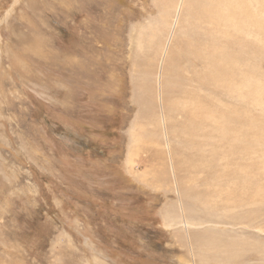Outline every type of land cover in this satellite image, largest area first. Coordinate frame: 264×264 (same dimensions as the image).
Wrapping results in <instances>:
<instances>
[{"label":"rangeland","instance_id":"374dc122","mask_svg":"<svg viewBox=\"0 0 264 264\" xmlns=\"http://www.w3.org/2000/svg\"><path fill=\"white\" fill-rule=\"evenodd\" d=\"M190 263L264 264V0H0V264Z\"/></svg>","mask_w":264,"mask_h":264},{"label":"bare ground","instance_id":"6f19581e","mask_svg":"<svg viewBox=\"0 0 264 264\" xmlns=\"http://www.w3.org/2000/svg\"><path fill=\"white\" fill-rule=\"evenodd\" d=\"M181 7H182V6H181ZM178 11H180V10H178ZM176 15H177V17L179 18V13H177ZM230 15H231V14H230ZM178 18H177V19H178ZM170 22H171V21H170ZM178 22L180 23L179 20H178ZM177 26H178V25H177V20H176V18H175L174 21H173V25H171V28L174 29V28L177 27ZM32 27H33V26H32ZM34 27H35V26H34ZM35 28H36V27H35ZM36 29H37V28H36ZM30 30H31V29H30ZM31 31H32V30H31ZM173 32H174V31H173ZM29 33H30V31H29ZM203 33H205V32H203ZM15 34H17V32H14V34H12V35H15ZM24 34H25V33H24ZM26 34H28V32H26ZM19 35H21V34H18V36H19ZM18 36H17V37H18ZM40 36H41V35H40V33H39V30H34L32 34L26 36L25 38L32 39V41L34 40V41H38V42H40V41H39V40H41V39H40V38H41ZM12 37H13V36H12ZM13 38H14V37H13ZM23 39H24V38H23V36H22L21 39H19V40H21V42H23ZM167 41H168V40H167ZM21 42H20V43H21ZM25 42H27V41H25ZM25 42H24V43H25ZM38 42H37V43H38ZM28 43H29V41H28ZM34 43H35V42H34ZM140 43H141V42H140ZM142 43H143V42H142ZM142 43H141V44H142ZM254 46H255V45H254ZM37 47H39V50L41 49V48H40V45H38ZM37 47H35L36 50H38ZM140 49H141V48H140ZM31 50H34V49L31 48ZM144 51H145V50H144ZM166 52H167V46H166V48L163 50V58H162L163 63H164V60H165ZM18 55H19V54H18ZM200 55H201V54H200ZM188 57H189V56H188ZM186 60H188V59H186ZM161 63H162V62H161ZM163 63H162V66H163ZM162 68H163V67H162ZM160 71H161V70H160ZM203 72H204V71H203ZM212 72H213V71H212ZM159 75H160V74H159ZM239 76H240V75H239ZM203 77H204V76H203ZM242 77H243V76H242ZM240 78H241V77H240ZM190 80H191V78H190ZM241 81H242V80H241ZM195 83H196V82H195ZM230 85H231V84H230ZM196 88H197V87H196ZM143 89H144V88H143ZM190 90H191V89H190ZM239 97H240V96H239ZM162 98H163V97H162ZM240 98H241V97H240ZM239 100H240V99H239ZM161 101H163V100H161ZM160 105H161V104H160ZM241 112H242V111H241ZM245 114H246V113H245ZM163 121H164V126H165V128H166V118H165V117H163ZM194 121H195V120H194ZM202 124H203V123H202ZM207 125H208V124H207ZM185 131H186V130H185ZM186 132H187V131H186ZM134 133H135V132H134ZM137 133H138V132H137ZM166 135H167V134H166ZM221 136H222V135H221ZM156 141H158V140H156ZM138 142H139V141H138L137 138L135 139V141L133 140V143H135L136 146H137ZM158 142H159V141H158ZM154 143H155V141H154ZM156 143H157V142H156ZM156 143H155V144H156ZM151 144H152V143H151ZM168 145H169V144H168ZM137 149H138V148H137ZM137 149H136V150H137ZM135 152H136V151H135ZM159 152H160V151H159ZM135 158H136V154H135V153H130V154H129V157H128V159H127V166H128V165H129V167L132 166V165L135 163ZM170 158H171V157H170ZM161 163H162V162H161ZM174 163H175V162H174ZM229 167H230V166H229ZM130 169H131V168H130ZM155 169H156V168H155ZM154 172H155V170H154ZM173 175H174V174H173ZM175 175H176V174H175ZM178 183H179V182H178ZM195 189H196V188H195ZM209 189H210V188H209ZM201 190H202V189H201ZM177 193H178V192H177ZM199 193H200V192H199ZM207 193H208V192H207ZM201 194H202L201 196H203V192H202ZM196 195H197V194H195V196H196ZM205 195H206V194H205ZM190 196H191V195H190ZM198 196H200V194H199ZM206 196H207V195H206ZM196 197H197V196H196ZM194 198H195V197H194ZM200 198H201V197H200ZM203 198H206V197H202V199H203ZM208 198H209V197H207V200H208ZM196 199H197V198H196ZM194 200H195V199H194ZM204 200H205V199H204ZM207 200H206V201H207ZM210 200H211V199H210ZM196 201H197V200H196ZM206 201H205V203H206ZM201 202H202V201H201ZM212 202H213V201H212ZM198 204H199V203H198ZM213 204H214V203H213ZM205 206H206V205H205ZM209 206H210V205H209ZM173 207H174V206H173ZM211 207H212V206H211ZM215 207H216V206H215ZM170 208H171V206H170ZM188 208H189V207H188ZM203 208H204V207H203ZM212 208H213V207H212ZM212 208H210V210H211ZM183 209H184V208H183ZM204 209H205V208H204ZM168 210H169V208H168ZM170 210H171V209H170ZM175 210H176V209H175ZM184 210H185V209H184ZM166 212H167V211H166ZM168 212H169V211H168ZM174 212H175V211H174ZM184 212H186V211H184ZM194 212H195V211H194ZM206 213H207V209H206ZM212 213H213V212H212ZM201 214H203V213H201ZM209 214H211V213H209ZM203 215H204V214H203ZM166 216H167V215H166ZM184 216H186V215H183V218H184ZM164 217H165V216H164ZM187 217H188V216H187ZM197 217H198V216H197ZM197 217H196V218H197ZM201 217H202V215H201ZM166 218H167V217H165V219H166ZM175 218H179V217H175ZM202 218H203V217H202ZM202 218H201V219H202ZM234 218H236V217H234ZM238 218H239V217H238ZM168 219H169V218H168ZM192 219H193V218H192ZM210 219H211V218H210ZM246 219H247V218H246ZM254 219H255V218H254ZM163 220H164V219H163ZM166 220H167V219H166ZM169 220L171 221L172 219H169ZM175 220H176V219H175ZM217 220H218V219H217ZM226 220H227V219H226ZM176 221H177V220H176ZM202 221H203V219H202ZM208 221H209V220H208ZM246 221H247V220H246ZM258 221H259V220H258ZM167 222H168V220H167ZM251 222H253V221H251ZM170 223H172V221H171ZM170 223H168V224H170ZM175 223H176V222H175ZM213 223H214V222H213ZM172 224H173V223H172ZM179 224H184L185 227L189 225V224L187 223V221L184 222V221H182V219H181V221L179 222ZM211 224H212V222H211ZM258 225H259V224H258ZM169 226H170V225H169ZM181 226H182V225H181ZM192 226H194V225H192ZM197 226H199L198 223H197ZM203 226H204V225H203ZM178 227H179V225H178ZM172 228H174V227H172ZM180 228H181V227H180ZM189 228H191V227L189 226ZM194 228H195V227H194ZM192 229H193V228H192ZM209 229H210V228H209ZM209 229H208V231H209ZM215 229H216V228H215ZM177 230H178V229H177ZM185 230H186V229H185ZM190 230H191V229H190ZM210 230H211V229H210ZM216 230H217V229H216ZM224 230H225V229H224ZM249 230H250V229H249ZM183 231H184V230H181L182 233H184ZM196 231H198V230H196ZM176 232L178 233V232H180V231H176ZM181 232H180V233H181ZM190 232H191V231H190ZM210 232H211V231H210ZM210 232H209V233H210ZM215 232H216V231H215ZM195 233H196V232H195ZM204 233H205V232H204ZM204 233H203V234H204ZM185 234H186V233H185ZM200 234H201V233H199V235H200ZM212 234H213V233H212ZM223 234H224V233H223ZM223 234H222V235H223ZM258 234H259V233H258ZM193 235H196V234L193 233ZM205 235H206V234H205ZM216 235H217V234H216ZM185 236H186V235H185ZM214 236H215V235H214ZM178 237H179V236H178ZM200 237H201V236H200ZM179 238H180V237H179ZM181 238H182V237H181ZM181 238L179 239V241H181ZM195 238H197V236H196ZM195 238H194V239H195ZM201 238H202V237H201ZM215 238H216V237H215ZM191 239H193V237H191ZM198 239L201 240V242H202V240L205 239V237H204V235H203V238H202V239H200V238H198ZM198 239H197V240H198ZM207 239L209 240L210 238H208V236H207ZM240 239H241V238H240ZM197 240L195 241V243H197ZM208 240H207V241H208ZM213 240H214V239H213ZM215 240H217V238H216ZM225 240H226V239H225ZM242 240H243V239H242ZM185 241H186V240H185ZM193 241H194V240H193ZM205 241H206V240H205ZM235 241H236V240H235ZM253 241H254V240H253ZM181 242H182V241H181ZM186 242H188V241H186ZM198 242H199V241H198ZM213 242H214V241H213ZM218 242H219V241H218ZM240 242H241V241H240ZM199 243H200V242H199ZM210 243H211V242H210ZM220 243H221V242H219V244H220ZM226 243H227V242H226ZM245 243H246V242H245ZM248 243H249V242H248ZM186 244H187V243H186ZM186 244H185V245L183 244V245H184V246H187ZM204 244H206V243H204ZM198 245L200 246V244H198ZM207 245H208V244H207ZM209 245H210V244H209ZM236 245H237V244H236ZM258 245H259V244H258ZM215 246H216V245H215ZM217 246H218V245H217ZM221 246H222V245H221ZM247 246H248V245H247ZM204 247H205V246H204ZM208 247H209V246H208ZM210 247H211V246H210ZM212 247H213V246H212ZM222 247H223V246H222ZM261 247H262V246H261ZM187 248H188V247H187ZM191 248H192V246H191ZM201 248L203 249V247H201ZM248 248H249V246H248ZM250 248H251V247H250ZM198 249H199V248H198ZM198 249H197V250H198ZM202 249H201V250H202ZM224 249H225V248H224ZM201 250H200V251H201ZM212 250H213V249H212ZM257 250H258V249H257ZM203 251H204V253H205V250H203ZM219 251H220V250H219ZM224 251H225V250H224ZM234 251H235V250H234ZM192 252H193V251H192ZM209 252H210V251H209ZM211 252H212V251H211ZM254 252H255V251H254ZM201 253H202V252H201ZM201 253H200V254H201ZM230 253H231V252H230ZM243 253H244V251H243ZM231 254H232V253H231ZM237 254H238V253H237ZM190 255H191V254H190ZM190 255H189V256H190ZM208 255H209V254H208ZM254 255H256V254H254ZM259 255H260V254H259ZM226 256H227V255H226ZM199 257H200V256H199ZM201 257H202V256H201ZM201 257H200V258H201ZM196 258H197V257H196ZM185 259H186V258H185ZM187 259H188V258H187ZM193 259H194V258H193ZM197 260H198V259H197ZM215 260H216V259H215ZM230 260H231V259H230ZM241 260H242V259H241ZM203 261H204V258H203ZM239 261H240V260H239ZM242 261H243V260H242ZM242 261H241V262H242ZM229 262H230V261H229ZM188 263H189V262H188ZM211 263H212V262H211ZM190 264H191V263H190ZM197 264H198V263H197ZM209 264H210V263H209Z\"/></svg>","mask_w":264,"mask_h":264}]
</instances>
